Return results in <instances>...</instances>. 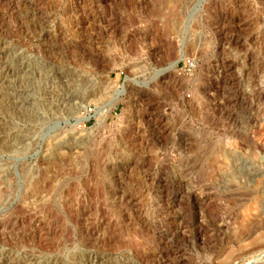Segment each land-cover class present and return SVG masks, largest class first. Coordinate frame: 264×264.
Returning <instances> with one entry per match:
<instances>
[{
    "label": "rangeland",
    "instance_id": "374dc122",
    "mask_svg": "<svg viewBox=\"0 0 264 264\" xmlns=\"http://www.w3.org/2000/svg\"><path fill=\"white\" fill-rule=\"evenodd\" d=\"M0 261L264 264V0H0Z\"/></svg>",
    "mask_w": 264,
    "mask_h": 264
},
{
    "label": "bare ground",
    "instance_id": "6f19581e",
    "mask_svg": "<svg viewBox=\"0 0 264 264\" xmlns=\"http://www.w3.org/2000/svg\"><path fill=\"white\" fill-rule=\"evenodd\" d=\"M12 264L11 262L0 261V264Z\"/></svg>",
    "mask_w": 264,
    "mask_h": 264
}]
</instances>
